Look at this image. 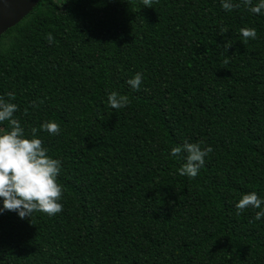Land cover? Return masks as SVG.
I'll return each mask as SVG.
<instances>
[{
  "label": "trees",
  "instance_id": "16d2710c",
  "mask_svg": "<svg viewBox=\"0 0 264 264\" xmlns=\"http://www.w3.org/2000/svg\"><path fill=\"white\" fill-rule=\"evenodd\" d=\"M232 2L41 0L1 37L0 97L61 161L63 210L0 213V264H264V204L235 208L264 199V10ZM184 141L213 149L195 178Z\"/></svg>",
  "mask_w": 264,
  "mask_h": 264
},
{
  "label": "clouds",
  "instance_id": "9594fccd",
  "mask_svg": "<svg viewBox=\"0 0 264 264\" xmlns=\"http://www.w3.org/2000/svg\"><path fill=\"white\" fill-rule=\"evenodd\" d=\"M242 2L252 13L260 14L264 10V0H258L255 5L253 0ZM142 3L144 7H152L153 0H142ZM221 5L226 11L240 7V4H234L232 0H221ZM239 31L245 40L256 39L254 28L245 27ZM46 38L49 44L54 42L51 33H48ZM142 80V74L136 73L127 83L138 91ZM7 95L14 99L13 93ZM107 100L113 109H121L130 103L128 96L115 91L108 94ZM17 111V104L0 97V123L7 121L9 125L8 130L0 132V198L3 200L0 213L15 211L21 219L31 218L34 212L54 216L63 210L60 203L63 189L57 183L61 161L48 155V149L43 146V141L36 138L38 131L36 128L31 129V138L25 135L20 122L13 118ZM40 128L51 135L60 133V126L54 121H45ZM201 143L184 141L182 145L171 149L170 155L185 160L179 168L180 175L195 178L199 174L205 157L213 151L210 146L202 147ZM182 153H186V156H182ZM262 204L264 199L256 192H249L242 195L235 208L240 213L249 207L261 209ZM261 217H264V209L255 214L256 220Z\"/></svg>",
  "mask_w": 264,
  "mask_h": 264
},
{
  "label": "water",
  "instance_id": "95a60500",
  "mask_svg": "<svg viewBox=\"0 0 264 264\" xmlns=\"http://www.w3.org/2000/svg\"><path fill=\"white\" fill-rule=\"evenodd\" d=\"M41 0H0V39L11 28L18 25Z\"/></svg>",
  "mask_w": 264,
  "mask_h": 264
},
{
  "label": "rangeland",
  "instance_id": "374dc122",
  "mask_svg": "<svg viewBox=\"0 0 264 264\" xmlns=\"http://www.w3.org/2000/svg\"><path fill=\"white\" fill-rule=\"evenodd\" d=\"M57 2L61 5V6H63V0H57ZM1 131V130H0Z\"/></svg>",
  "mask_w": 264,
  "mask_h": 264
}]
</instances>
